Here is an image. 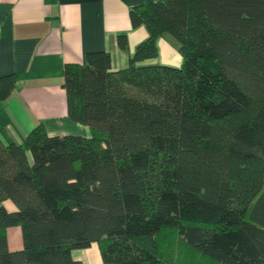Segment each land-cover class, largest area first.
Listing matches in <instances>:
<instances>
[{
    "label": "trees",
    "instance_id": "trees-1",
    "mask_svg": "<svg viewBox=\"0 0 264 264\" xmlns=\"http://www.w3.org/2000/svg\"><path fill=\"white\" fill-rule=\"evenodd\" d=\"M129 14L148 37L126 66L107 49L64 65L68 117L88 134L39 122L22 142L0 136V264H84L72 251L94 243L103 264H264V0H146ZM164 36L178 65L153 61ZM16 82L0 75V101Z\"/></svg>",
    "mask_w": 264,
    "mask_h": 264
},
{
    "label": "crops",
    "instance_id": "crops-1",
    "mask_svg": "<svg viewBox=\"0 0 264 264\" xmlns=\"http://www.w3.org/2000/svg\"><path fill=\"white\" fill-rule=\"evenodd\" d=\"M146 0H0V75L16 72L10 96L0 101V136L22 142L39 122L50 134L83 133L88 127L68 117L63 87L67 62H84L90 50L111 52L112 68L124 67L147 28L133 27L129 9ZM126 33L128 48L117 35ZM153 61L178 65L181 54L166 36ZM4 204L15 208L11 200ZM9 247L11 248L8 236ZM12 249V248H11Z\"/></svg>",
    "mask_w": 264,
    "mask_h": 264
},
{
    "label": "rangeland",
    "instance_id": "rangeland-1",
    "mask_svg": "<svg viewBox=\"0 0 264 264\" xmlns=\"http://www.w3.org/2000/svg\"><path fill=\"white\" fill-rule=\"evenodd\" d=\"M7 234L10 239V244L12 248L11 250L20 249L23 247L22 228L20 225L9 227ZM168 243H171L169 245L171 246L169 249L172 250L171 253L173 259H178L179 255L182 256V253L180 252L185 251V249L181 245L180 240H174L173 242L169 241ZM168 243L165 242L164 245L167 247ZM72 253L75 258L81 259L84 264H103L97 243L92 244V246L88 248L74 249Z\"/></svg>",
    "mask_w": 264,
    "mask_h": 264
}]
</instances>
